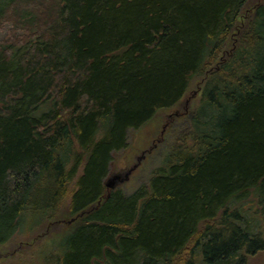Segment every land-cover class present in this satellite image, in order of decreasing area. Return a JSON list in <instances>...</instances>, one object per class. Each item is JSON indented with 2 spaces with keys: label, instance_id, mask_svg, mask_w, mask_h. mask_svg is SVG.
<instances>
[{
  "label": "trees",
  "instance_id": "trees-1",
  "mask_svg": "<svg viewBox=\"0 0 264 264\" xmlns=\"http://www.w3.org/2000/svg\"><path fill=\"white\" fill-rule=\"evenodd\" d=\"M247 1L0 0V244L71 197L83 221L43 264H245L264 249L248 217L264 205V1L242 29ZM204 74L149 180L108 189L129 130Z\"/></svg>",
  "mask_w": 264,
  "mask_h": 264
},
{
  "label": "rangeland",
  "instance_id": "rangeland-1",
  "mask_svg": "<svg viewBox=\"0 0 264 264\" xmlns=\"http://www.w3.org/2000/svg\"><path fill=\"white\" fill-rule=\"evenodd\" d=\"M263 1H247L239 17V25L242 29L253 16L255 7ZM234 37L232 36L228 46L234 44ZM205 76L204 74L194 77L188 91L175 106L158 110L154 117L141 127L129 130L128 145L113 154L111 171L105 181L109 177L120 175L123 181L116 179L118 181L115 188L122 189L126 194H132L149 180L154 169L162 163L165 155L174 147L186 129H189L191 114L200 102V90ZM83 167L84 165L72 182L73 189L77 187V180ZM248 203L251 201L249 200ZM70 204L71 197L64 202L54 219L46 220L33 228L28 226L25 230L15 233L7 242L0 244V264H43L46 253L54 243L83 221V217L73 219L75 215L69 213ZM249 211L248 217L253 224V230L260 232L264 237V205L252 206ZM245 264H264V249L247 255Z\"/></svg>",
  "mask_w": 264,
  "mask_h": 264
},
{
  "label": "water",
  "instance_id": "water-1",
  "mask_svg": "<svg viewBox=\"0 0 264 264\" xmlns=\"http://www.w3.org/2000/svg\"><path fill=\"white\" fill-rule=\"evenodd\" d=\"M130 172H131V171H130ZM130 172H129V173H130ZM129 173L127 174V176L129 175ZM116 179L123 181V178H121L120 175L113 176L112 178L109 177V178L107 179V181H105L106 186H107L108 188H115V187H116V182L118 181V180H116Z\"/></svg>",
  "mask_w": 264,
  "mask_h": 264
}]
</instances>
